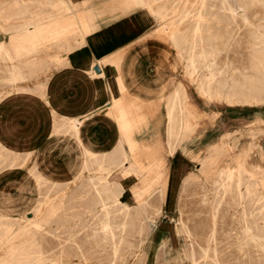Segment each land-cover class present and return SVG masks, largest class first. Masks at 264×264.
Listing matches in <instances>:
<instances>
[{
    "label": "rangeland",
    "instance_id": "rangeland-1",
    "mask_svg": "<svg viewBox=\"0 0 264 264\" xmlns=\"http://www.w3.org/2000/svg\"><path fill=\"white\" fill-rule=\"evenodd\" d=\"M63 1L68 4L52 8L45 0H0V264H264V210L257 209L264 202V0H232L238 13L234 18L219 0L210 7L200 0L162 1L166 7L161 5L159 20L167 30L186 8L226 12L227 20L218 23L206 14L223 38L209 37L195 46L186 41L180 52L184 64H176L180 55L169 40L178 68V79L169 82L175 95L167 106L148 107L149 121L130 139L133 157L150 179L156 161L164 164V175L154 183L124 171L114 145L108 151L92 148L76 115L56 121L63 111L87 110L98 101L96 82L74 60L69 64L73 68L50 71L87 43L81 35L65 36L76 26L63 29L67 25L57 23L65 17L76 20L81 9L79 2ZM88 4L85 0L82 7ZM94 4L103 12L101 29L106 30L93 39L100 55L111 53V21L141 16L138 35L155 26L143 13L146 8L123 11L117 0ZM196 22L192 18L181 29H192ZM24 25H29L26 35ZM161 46L169 50L166 43ZM191 52L195 56L189 59ZM86 55L81 50L77 59ZM168 60L167 54L158 59L165 67L160 74L164 82L171 75ZM206 85L238 94L232 102L209 99L202 91ZM100 95L102 103L106 94ZM165 109L170 112L159 122ZM139 123H131L124 113L119 130L124 124L132 131ZM55 127L73 136L79 147L65 168L50 167L41 159L45 153L31 151L47 146L48 140L52 146L60 142L46 133ZM29 128L32 134L20 137ZM212 155L215 167L201 172L202 161ZM218 173L220 182L215 183ZM246 181L255 184L261 201L248 194ZM106 213L112 222L109 232L101 228Z\"/></svg>",
    "mask_w": 264,
    "mask_h": 264
},
{
    "label": "crops",
    "instance_id": "crops-1",
    "mask_svg": "<svg viewBox=\"0 0 264 264\" xmlns=\"http://www.w3.org/2000/svg\"><path fill=\"white\" fill-rule=\"evenodd\" d=\"M75 1L79 2L81 6V9L76 13L77 19L72 20L74 17L60 18L57 23L59 25L66 24L67 26L63 29L75 28L76 26L75 29L69 30L65 36L73 39L81 35L80 37L87 39V43L69 52L67 54L68 59L64 65L59 67L51 65L52 69L50 71L60 73L65 69L73 68L69 64H71V60H74L75 63L77 62L75 66L83 71L84 76L96 82L98 101L96 102L97 104L95 103L96 106L94 108L87 110L76 108L75 110L63 111V113L56 115V121L58 122L64 116L76 115L83 122L81 130L84 140L89 142L94 149L108 151L115 144L119 135L120 138H134L135 131L140 129L144 122L149 121L151 114L148 107L168 105L169 99L166 97L165 92L169 82L178 79L175 72L178 68L174 65V55L170 50L169 32L163 26V22L158 19V9L161 7L163 0H154L152 3L146 0H117L123 11H130L138 6L146 8L147 11L142 12L146 13L147 18L151 21L150 23H154L155 26L151 32L146 30L138 35L141 16H127L118 21H111V53L107 55H100V48L96 46V43H93L94 37H99L106 31L101 29L103 23L100 21L99 15L103 12L94 4L98 0H86L89 4L85 7H82V2L85 0ZM138 10L141 12L140 9ZM162 43L168 45V51H164L161 46ZM85 49L87 53L85 58L83 60L77 59L81 50L84 51ZM161 54H167L169 62L166 68L167 70L171 68V72H169L171 75L165 82L160 76V74L164 73L165 68L158 61ZM92 59L94 61L92 62V67L89 68ZM96 63L100 64L101 72L95 69ZM109 63H111V67ZM96 73L97 76L89 77L90 74L94 75ZM106 77H108V80L101 81L102 78ZM100 93L106 94L109 99L104 97L102 103H100ZM130 100L135 101V103L129 105ZM165 111L160 112L159 122L165 121ZM124 113L131 123L140 122L139 125L134 126L132 131L127 130L124 124H121L119 130L120 117ZM32 117H36V115ZM31 118L29 117V120ZM48 132L51 133V135L49 134L50 138L54 136L61 141L52 146L51 141L48 140L47 146L44 144V147L40 149L39 147L42 145H39L37 146L38 148L36 147L31 151L38 154L45 153V156L41 159L49 163L50 167L61 165L65 168L67 160L77 157L79 147L76 145L73 136L67 137L63 132H57L56 127L55 131L50 129V131H46V133ZM29 134H32L30 128L21 134L20 137L27 138ZM148 144L145 145L147 146Z\"/></svg>",
    "mask_w": 264,
    "mask_h": 264
},
{
    "label": "bare ground",
    "instance_id": "bare-ground-1",
    "mask_svg": "<svg viewBox=\"0 0 264 264\" xmlns=\"http://www.w3.org/2000/svg\"><path fill=\"white\" fill-rule=\"evenodd\" d=\"M29 1V0H28ZM199 1V0H198ZM214 1L215 0H200V3L202 4V6H207V7H210V6H212V5H214ZM220 1V5L222 6V8L229 14V16H231V17H236L237 16V12H236V4H235V2L234 1H232V0H219ZM196 2V1H195ZM64 3H66V4H68L66 1H63V0H45V2H44V4L45 5H47V6H50V7H52V8H56V7H58V8H61V5H63ZM73 3H74V6H78L79 4H78V2H76L75 0H73ZM187 4H189V3H187ZM193 4H194V2H193ZM199 4V3H198ZM240 4V3H239ZM238 4V5H239ZM241 5V4H240ZM163 6V5H162ZM161 6V7H162ZM165 6V5H164ZM164 6H163V8H164ZM243 5H241L240 6V8L242 7ZM166 7V6H165ZM192 7V6H191ZM160 9V8H159ZM159 9H158V11H159ZM168 10V9H167ZM202 10V9H201ZM163 11V10H162ZM165 11H166V9H165ZM226 12H224V13H216V12H212V13H206V14H210L211 16H214L215 17V20H216V22H218V23H223L224 21H226L227 20V15L225 14ZM161 13V12H160ZM166 13H169V12H165V14ZM159 14V13H158ZM206 14H204L203 13V11H198L197 13H195L192 9H188V8H186L185 10H183L182 12H180L179 13V17L178 18H176L175 20H173V21H171V22H173V24H172V26H170L168 29V32H169V40H170V42H171V47L172 48H175V50L177 49V53H179V57L177 58V60L175 61L176 62V64L177 65H179V64H184V57L180 54V52L183 50L182 49V45H183V43L185 44V42L186 41H192L193 42V45L195 46V45H197L198 43H200V42H204V40L206 39V38H209V37H214V38H220V39H222L223 38V36L220 34V33H217V32H215V31H213V27H211L212 26V24L210 25L209 24V22H208V17L206 16ZM29 18V17H28ZM159 18H162V16L160 15V17ZM158 18V19H159ZM192 18H195L196 20H197V22H196V24H195V27L194 28H192V29H188V30H183V29H181V26L185 23V22H187V21H190ZM27 19V18H26ZM170 22V23H171ZM168 25V24H167ZM207 25V26H206ZM29 26V25H28ZM28 26H25L24 25V27H22V34L23 35H26L27 33H28ZM31 31V30H30ZM13 32V31H12ZM205 32H208V33H205ZM168 35V34H167ZM168 39V38H167ZM85 41V40H84ZM168 41V40H167ZM85 43V42H84ZM77 44V43H76ZM62 45V44H61ZM81 45V44H80ZM27 47V46H26ZM58 47H59V45H58ZM171 47H170V50L172 51L173 49H171ZM15 48V47H14ZM18 48V47H17ZM36 48V47H35ZM16 49V48H15ZM52 49V48H51ZM194 49V48H193ZM18 50V49H17ZM37 50V49H36ZM57 52V51H56ZM71 52V51H70ZM60 53V52H59ZM38 54V53H37ZM11 55V54H10ZM14 55H16V53L14 54ZM195 56V54L193 53V52H191V54H190V56H189V59L191 58H193ZM208 56H210L211 58L214 56V52H212V53H210ZM208 56H206L205 55V58L207 59L208 58ZM32 57V56H31ZM186 57V56H185ZM186 59V58H185ZM94 61V60H93ZM191 61V60H190ZM193 61V60H192ZM189 63V62H188ZM194 63V62H193ZM188 65V64H187ZM182 66V65H181ZM184 66V65H183ZM45 67V66H44ZM90 67H92V63H91V66ZM190 67H192L193 68V66H190ZM189 67V68H190ZM184 68V67H183ZM194 69V68H193ZM188 70V69H187ZM210 74H214V73H211L210 72ZM209 75V74H208ZM93 76H97V73L96 74H94V75H91L90 74V76L89 77H93ZM210 77H211V75H210ZM212 78V77H211ZM213 79H215V75H214V78ZM213 79H211V80H213ZM211 80H209V81H211ZM214 82H215V80H214ZM170 84V83H169ZM211 86V85H210ZM223 86L222 85H219L218 87H216L215 86V88H207V85L206 86H203L202 87V91H203V93H204V95L206 96V97H208L209 99H211V98H217L216 100H218V99H223V98H225V99H227V100H229L230 102H232V101H234L236 98H235V96H237V94L235 93L234 94V92L233 91H225L223 88H222ZM260 87V86H259ZM257 88V87H256ZM262 88V87H261ZM264 89V88H263ZM175 90V89H174ZM173 90V91H174ZM227 90V89H226ZM254 90V89H253ZM167 91H169V92H167ZM264 91V90H263ZM175 92V91H174ZM174 92H172V89L170 88V85H168V87H167V90H166V92H165V95H166V97L167 98H170L171 99V97L173 98V94L175 95V93ZM178 92H179V89H178ZM236 92V91H235ZM238 92V91H237ZM240 93V92H239ZM178 95V94H177ZM246 95H249L247 92H246ZM257 95V94H256ZM260 95V94H259ZM263 95H264V93H263ZM251 96V95H250ZM250 96H249V98H250ZM254 96V95H253ZM258 96V95H257ZM174 97H176V96H174ZM180 98V97H179ZM247 98V97H246ZM260 98H262V96L260 97ZM181 99H182V97H181ZM257 99V98H256ZM249 100V99H248ZM262 100H264L263 98H262ZM261 100V101H262ZM171 101V100H170ZM173 101V100H172ZM242 101V100H241ZM257 101V100H256ZM251 102V101H250ZM252 102H253V100H252ZM255 102V101H254ZM259 102V101H258ZM173 103H175V102H173ZM262 103H264V102H262ZM171 104V103H170ZM169 104V105H170ZM169 108V107H168ZM172 108V107H171ZM184 109V108H183ZM182 109V110H183ZM188 110H190V108L188 109ZM167 112L169 111V110H166ZM166 111H165V113H166ZM170 112V111H169ZM172 113V112H171ZM189 113V112H188ZM196 113V112H195ZM167 114V113H166ZM186 114V113H185ZM187 115V114H186ZM167 116V115H166ZM185 116V115H184ZM188 116V115H187ZM190 117V116H189ZM70 120V119H69ZM188 121H190L189 120V118L187 119ZM191 120H193V119H191ZM187 121V122H188ZM186 122V123H187ZM186 123H185V125H186ZM189 123H191V121L189 122ZM189 123H188V125H189ZM75 125V124H74ZM77 126H79V125H77ZM189 127V126H188ZM75 128H77V127H75ZM80 128V127H79ZM186 128V127H185ZM79 130V129H78ZM120 136V135H119ZM78 145V144H77ZM83 145V144H82ZM85 145H86V143H85ZM131 145H132V140H130V139H125V138H121V139H119L115 144H114V146H113V149H114V151L115 152H117L118 154H120L121 155V159H120V161H121V167H123L124 168V171H129V169L131 170V171H133L135 174H138V175H141L142 176V178L144 179V180H146L148 183L149 182H151V183H154L155 181H157L160 177H162L163 175H164V172H162L161 170L164 168L163 167V163H162V161H159V160H157L156 161V164H155V166H154V168H153V178L152 179H150V172L149 171H143L139 166H138V162H137V159L135 158V157H133L134 155H133V151H132V148H131ZM171 145V144H170ZM174 146V145H173ZM88 148V147H87ZM91 148V147H90ZM93 148V147H92ZM112 149V150H113ZM84 151H85V149H84ZM247 151H249V150H247ZM93 152V151H92ZM96 152V151H95ZM114 152V153H115ZM246 153V152H245ZM249 153V152H248ZM86 154V153H85ZM89 154V153H88ZM94 154V153H93ZM99 154V153H98ZM119 155V156H120ZM217 155V154H216ZM87 156V155H86ZM90 156V155H89ZM91 157V156H90ZM246 157H247V155H246ZM94 158V157H93ZM92 158V159H93ZM89 159H91V158H89ZM89 159H87L86 161H89ZM95 159V158H94ZM93 159V160H94ZM245 159H247V161L249 162V158H245ZM99 160V159H98ZM102 160V159H101ZM91 161V160H90ZM96 161V160H95ZM242 161V160H241ZM98 162V161H97ZM127 162H129V168H127L126 167V163ZM119 163V162H118ZM117 163V164H118ZM215 163H216V156L214 157V155H212V156H210V157H208L207 159H204L203 161H202V165H201V168H200V171L201 172H203V173H206L207 171H206V167H209L210 169H212L213 167H215L214 165H215ZM94 164H96V163H94ZM98 164H99V162H98ZM120 164V163H119ZM119 164H118V166H119ZM97 165V164H96ZM93 166H95V165H93ZM109 166H111V165H109ZM115 167V166H114ZM119 168V167H118ZM246 168V167H245ZM262 168V167H261ZM260 168V169H261ZM42 169V168H41ZM40 169V170H41ZM45 169V168H44ZM117 169V168H116ZM247 169V168H246ZM69 170H71V171H74V170H72V169H69ZM67 171L66 170V173L67 172H71V171ZM263 170V169H262ZM36 171V170H35ZM38 171V170H37ZM44 171V170H43ZM46 171V170H45ZM252 171V170H251ZM40 172V171H39ZM64 172V171H63ZM259 172V171H258ZM257 172V173H258ZM35 173H38V172H35ZM41 173H44V172H41ZM73 173H75V172H73ZM121 173V172H120ZM64 174V173H63ZM47 175V174H46ZM192 175V174H191ZM194 175V174H193ZM218 176L214 179L215 181V183H219L220 181H219V179H218V177L220 176V173H218L217 174ZM253 176H255V175H253ZM43 177V176H42ZM53 177V176H52ZM231 177V176H230ZM238 177V176H237ZM54 178V177H53ZM36 179V178H35ZM257 179V178H256ZM52 180V179H51ZM255 180V179H254ZM258 180V179H257ZM43 181V180H42ZM241 181V180H240ZM45 182V181H44ZM255 182V181H254ZM260 182V181H259ZM42 183V182H41ZM94 183V182H93ZM257 183V182H256ZM263 183V182H262ZM38 184H40V183H38ZM43 184V183H42ZM244 184H246V186H247V191H248V194L251 196H253V200H255V201H259L260 200V198L259 197H256V196H259L258 195V193L254 190V185L255 184H253L252 182H247L246 181V183H244ZM244 186V185H243ZM29 187V186H28ZM29 189V188H28ZM31 190H33V189H31ZM7 191V190H6ZM42 192V191H41ZM40 192V193H41ZM6 193V192H5ZM33 193H34V191H33ZM22 194V193H21ZM25 194V193H24ZM37 194V193H36ZM29 195V194H28ZM5 196V195H4ZM38 196V195H37ZM12 197V196H11ZM34 197V196H33ZM261 201V200H260ZM263 202V201H262ZM143 203V202H142ZM141 204V203H140ZM32 205V204H31ZM259 205V204H258ZM143 206V205H142ZM26 208V207H25ZM260 208L262 209V210H264V202H263V204H261L260 206H258L257 207V209H259L260 210ZM263 212V211H262ZM22 214V213H21ZM22 217V216H21ZM28 218V217H27ZM151 220V219H150ZM145 221H147V220H145ZM112 227V222H111V219H110V217H109V215H108V213H106V215H105V217L103 218V220H102V227L101 228H103L104 230H107L108 231V229L110 230V228ZM145 227H146V225H145ZM147 228V227H146ZM147 230V229H146ZM144 231V230H143ZM109 232V231H108ZM145 232H147V231H145ZM35 240V239H34ZM28 242V241H27ZM34 242V241H33ZM32 242V243H33ZM37 242V241H36ZM22 243V242H21ZM31 245V244H30ZM38 245V244H37ZM36 246V245H35ZM34 246V247H35ZM26 248V247H25ZM27 250V249H26ZM176 250L178 251V248H176ZM31 251V250H30ZM35 251V250H34ZM180 251V250H179ZM179 251H178V253H177V256L178 257H182V255H181V251H180V253H179ZM18 252V251H17ZM27 253H29V252H27ZM15 254V253H14ZM30 254V253H29ZM38 254V253H37ZM31 255V254H30ZM20 256H21V254H20ZM27 256V255H26ZM185 256V255H184ZM8 262V261H7ZM12 264V263H11Z\"/></svg>",
    "mask_w": 264,
    "mask_h": 264
},
{
    "label": "water",
    "instance_id": "water-1",
    "mask_svg": "<svg viewBox=\"0 0 264 264\" xmlns=\"http://www.w3.org/2000/svg\"><path fill=\"white\" fill-rule=\"evenodd\" d=\"M95 69H96L98 72H101L102 69H101L99 63H96V65H95Z\"/></svg>",
    "mask_w": 264,
    "mask_h": 264
}]
</instances>
